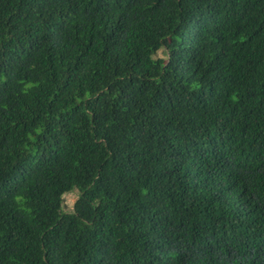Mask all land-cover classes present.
<instances>
[{"label":"trees","instance_id":"1","mask_svg":"<svg viewBox=\"0 0 264 264\" xmlns=\"http://www.w3.org/2000/svg\"><path fill=\"white\" fill-rule=\"evenodd\" d=\"M0 264H264V0H0Z\"/></svg>","mask_w":264,"mask_h":264},{"label":"rangeland","instance_id":"2","mask_svg":"<svg viewBox=\"0 0 264 264\" xmlns=\"http://www.w3.org/2000/svg\"><path fill=\"white\" fill-rule=\"evenodd\" d=\"M157 56H160V57H164L165 54L163 52V49H160L158 52H157ZM77 195H78V190L77 189H74L73 191H70L68 193H65L63 195V209L64 210H71L72 207H73V203L74 201L76 200L77 198Z\"/></svg>","mask_w":264,"mask_h":264}]
</instances>
